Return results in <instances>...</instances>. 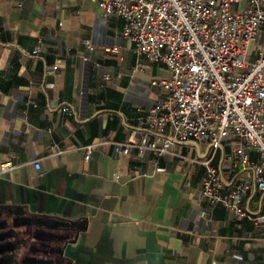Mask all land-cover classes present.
Returning <instances> with one entry per match:
<instances>
[{"label": "crops", "instance_id": "0c3cea01", "mask_svg": "<svg viewBox=\"0 0 264 264\" xmlns=\"http://www.w3.org/2000/svg\"><path fill=\"white\" fill-rule=\"evenodd\" d=\"M122 29L92 0H0V168L11 166L0 173V264H264L263 228L201 195L204 169L189 158L207 144L159 157L138 147L136 110L168 95L167 72ZM86 144H97L88 160ZM230 151L224 141L213 164L227 188L248 175L242 205L264 213L253 170H232Z\"/></svg>", "mask_w": 264, "mask_h": 264}, {"label": "built area", "instance_id": "2783aa9c", "mask_svg": "<svg viewBox=\"0 0 264 264\" xmlns=\"http://www.w3.org/2000/svg\"><path fill=\"white\" fill-rule=\"evenodd\" d=\"M92 1L104 15L123 20L122 37L134 52L163 64L167 72L159 83L168 95L136 110L142 130L138 147L159 157L176 143L207 144L206 156L189 158L204 169L202 197L212 207L223 206L237 221L247 218L264 230V213L242 205L251 186L248 175L227 188L213 164L216 151L229 141L231 151L223 160L232 170L251 168L256 188L264 191V0ZM81 42L93 51L90 39ZM40 52L36 44L31 53ZM96 145L81 147L85 160ZM10 168L5 164L0 173ZM163 170L154 163V172Z\"/></svg>", "mask_w": 264, "mask_h": 264}]
</instances>
